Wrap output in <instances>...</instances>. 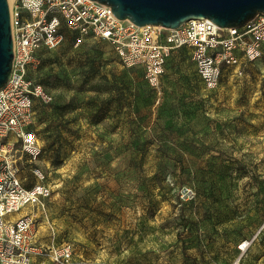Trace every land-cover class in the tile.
Here are the masks:
<instances>
[{
	"label": "rangeland",
	"instance_id": "1",
	"mask_svg": "<svg viewBox=\"0 0 264 264\" xmlns=\"http://www.w3.org/2000/svg\"><path fill=\"white\" fill-rule=\"evenodd\" d=\"M75 38L29 71L52 97L31 125L51 189L28 206L39 240L69 245V264H264V59L210 90L174 52L154 89L108 43Z\"/></svg>",
	"mask_w": 264,
	"mask_h": 264
},
{
	"label": "built area",
	"instance_id": "2",
	"mask_svg": "<svg viewBox=\"0 0 264 264\" xmlns=\"http://www.w3.org/2000/svg\"><path fill=\"white\" fill-rule=\"evenodd\" d=\"M9 17L13 64L9 81L0 90V264H34L35 257L69 264L72 256L67 244L49 247L35 242L37 221L32 215L11 218L25 207H43L42 201L51 194L36 167L42 146L31 130L35 103L52 102L49 93L29 77L30 68L39 64L38 51L59 48L66 32L76 36V47L81 37L91 36L108 43L122 64L141 69L154 89L174 52L191 60L196 76L210 90L219 87L230 68L264 59L261 15L241 28L221 29L201 19L166 30L120 21L108 6L91 0H15ZM25 167L37 180L31 185L20 176Z\"/></svg>",
	"mask_w": 264,
	"mask_h": 264
},
{
	"label": "water",
	"instance_id": "3",
	"mask_svg": "<svg viewBox=\"0 0 264 264\" xmlns=\"http://www.w3.org/2000/svg\"><path fill=\"white\" fill-rule=\"evenodd\" d=\"M111 9L120 21L136 27L175 30L190 20L206 19L221 29L241 28L264 16V0H91ZM13 64L8 0H0V90Z\"/></svg>",
	"mask_w": 264,
	"mask_h": 264
},
{
	"label": "crops",
	"instance_id": "4",
	"mask_svg": "<svg viewBox=\"0 0 264 264\" xmlns=\"http://www.w3.org/2000/svg\"><path fill=\"white\" fill-rule=\"evenodd\" d=\"M22 177V176H21ZM23 179H26V180H24V182H26L27 184H33V181L32 180H29L27 177H22ZM21 210H24L23 212H20ZM18 213H16L17 215L16 216H12L11 218H13V219H18V218H21V217H24V216H27V215H32L33 217H35L36 218V221H37V230H38V227H39V222H38V219H39V214L38 215H36V214H33L31 211L32 210H30L29 209V207H25V208H23V209H21ZM35 242L39 245V246H43V245H45L46 246V244H44V243H42L40 240H39V238H38V236H37V232H36V236H35ZM37 259H43V258H41V257H35L34 259H33V262H34V264H46V263H44L43 261L42 262H37ZM50 262V261H49Z\"/></svg>",
	"mask_w": 264,
	"mask_h": 264
},
{
	"label": "bare ground",
	"instance_id": "5",
	"mask_svg": "<svg viewBox=\"0 0 264 264\" xmlns=\"http://www.w3.org/2000/svg\"><path fill=\"white\" fill-rule=\"evenodd\" d=\"M14 1L15 0H8V4H9L10 9L12 8V5H13Z\"/></svg>",
	"mask_w": 264,
	"mask_h": 264
},
{
	"label": "trees",
	"instance_id": "6",
	"mask_svg": "<svg viewBox=\"0 0 264 264\" xmlns=\"http://www.w3.org/2000/svg\"><path fill=\"white\" fill-rule=\"evenodd\" d=\"M42 86V85H41ZM38 102V101H37Z\"/></svg>",
	"mask_w": 264,
	"mask_h": 264
}]
</instances>
